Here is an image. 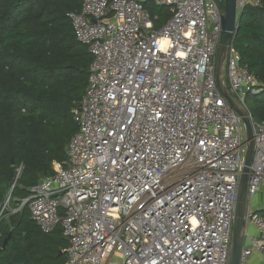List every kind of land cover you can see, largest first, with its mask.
Listing matches in <instances>:
<instances>
[{"label":"built area","instance_id":"2783aa9c","mask_svg":"<svg viewBox=\"0 0 264 264\" xmlns=\"http://www.w3.org/2000/svg\"><path fill=\"white\" fill-rule=\"evenodd\" d=\"M225 2L81 0L69 18L93 60L78 132L67 161L29 198L4 203L0 222L27 207L44 233L61 227L66 264H229L245 128L216 80ZM260 2L237 0L238 16ZM151 4L166 9L160 27ZM225 77L252 122L250 201L264 190V123L247 107L260 85L234 42ZM245 226L241 264L264 262V216L248 209Z\"/></svg>","mask_w":264,"mask_h":264},{"label":"trees","instance_id":"16d2710c","mask_svg":"<svg viewBox=\"0 0 264 264\" xmlns=\"http://www.w3.org/2000/svg\"><path fill=\"white\" fill-rule=\"evenodd\" d=\"M81 0H0V207L14 206L67 161L77 134L73 110L83 100L93 57L74 35L69 14ZM151 14L167 20L153 4ZM234 47L259 82L247 98L254 120L264 123V0L242 13ZM23 171L17 179V169ZM6 248L5 240L10 236ZM61 227L46 234L26 207L0 222V264H66Z\"/></svg>","mask_w":264,"mask_h":264},{"label":"water","instance_id":"95a60500","mask_svg":"<svg viewBox=\"0 0 264 264\" xmlns=\"http://www.w3.org/2000/svg\"><path fill=\"white\" fill-rule=\"evenodd\" d=\"M241 15L242 14L238 16L237 0H226L224 5L223 31L218 52V65L216 73L217 85L222 96L225 98L230 107L240 116L245 128V161L238 189L229 264H241L242 253L246 240L245 217L249 206V176L255 155L254 133L250 116L247 110L243 106H240L230 95L225 77L228 62V48L232 45L237 35ZM10 238L11 234L5 240L3 249L6 248Z\"/></svg>","mask_w":264,"mask_h":264},{"label":"crops","instance_id":"0c3cea01","mask_svg":"<svg viewBox=\"0 0 264 264\" xmlns=\"http://www.w3.org/2000/svg\"><path fill=\"white\" fill-rule=\"evenodd\" d=\"M81 8V7H80ZM67 148V146H66ZM248 209L253 210L264 216V190H261L252 200L249 201ZM248 232L251 235H255L256 232L252 227L248 228ZM249 239L245 240V247H249ZM104 264H122V258L119 255L110 257ZM251 264H264L258 257L254 256L251 258Z\"/></svg>","mask_w":264,"mask_h":264},{"label":"rangeland","instance_id":"374dc122","mask_svg":"<svg viewBox=\"0 0 264 264\" xmlns=\"http://www.w3.org/2000/svg\"><path fill=\"white\" fill-rule=\"evenodd\" d=\"M8 196L9 197L6 200L5 204H6L7 208H13L14 203H13V200H12V194H9Z\"/></svg>","mask_w":264,"mask_h":264}]
</instances>
